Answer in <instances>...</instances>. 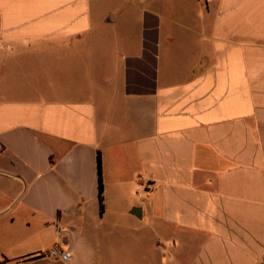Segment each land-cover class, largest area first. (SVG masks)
<instances>
[{"label": "crops", "instance_id": "obj_1", "mask_svg": "<svg viewBox=\"0 0 264 264\" xmlns=\"http://www.w3.org/2000/svg\"><path fill=\"white\" fill-rule=\"evenodd\" d=\"M98 255L264 264V0H0V264Z\"/></svg>", "mask_w": 264, "mask_h": 264}, {"label": "trees", "instance_id": "obj_2", "mask_svg": "<svg viewBox=\"0 0 264 264\" xmlns=\"http://www.w3.org/2000/svg\"><path fill=\"white\" fill-rule=\"evenodd\" d=\"M97 167H98V177H99V201H100V210L101 214L104 213V180H103V162L102 156L99 153L97 157ZM46 255L39 256L45 257Z\"/></svg>", "mask_w": 264, "mask_h": 264}, {"label": "built area", "instance_id": "obj_3", "mask_svg": "<svg viewBox=\"0 0 264 264\" xmlns=\"http://www.w3.org/2000/svg\"><path fill=\"white\" fill-rule=\"evenodd\" d=\"M46 256L52 259L60 260L64 263H68L72 260V253L70 251H65L61 247L52 248Z\"/></svg>", "mask_w": 264, "mask_h": 264}, {"label": "rangeland", "instance_id": "obj_4", "mask_svg": "<svg viewBox=\"0 0 264 264\" xmlns=\"http://www.w3.org/2000/svg\"><path fill=\"white\" fill-rule=\"evenodd\" d=\"M97 257H98V264H99V259H101V256L98 255ZM100 264H101V262H100Z\"/></svg>", "mask_w": 264, "mask_h": 264}]
</instances>
